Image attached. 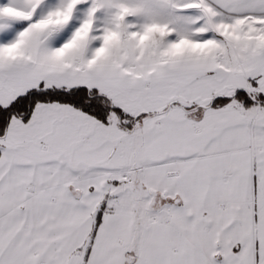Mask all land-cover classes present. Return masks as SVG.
<instances>
[{
  "label": "snow or ice",
  "instance_id": "6c2138e0",
  "mask_svg": "<svg viewBox=\"0 0 264 264\" xmlns=\"http://www.w3.org/2000/svg\"><path fill=\"white\" fill-rule=\"evenodd\" d=\"M0 264H264V0H0Z\"/></svg>",
  "mask_w": 264,
  "mask_h": 264
}]
</instances>
